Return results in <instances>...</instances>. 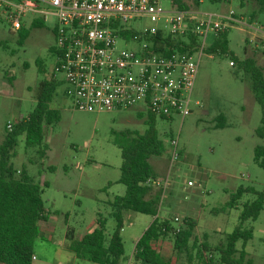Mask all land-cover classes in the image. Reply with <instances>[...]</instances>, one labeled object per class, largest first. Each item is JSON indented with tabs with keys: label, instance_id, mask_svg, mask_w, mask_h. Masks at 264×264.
<instances>
[{
	"label": "rangeland",
	"instance_id": "374dc122",
	"mask_svg": "<svg viewBox=\"0 0 264 264\" xmlns=\"http://www.w3.org/2000/svg\"><path fill=\"white\" fill-rule=\"evenodd\" d=\"M186 2L202 13L234 11L245 24L229 28V53L241 61L255 58L264 70V10L255 0L244 6L239 0H202L199 5L196 0ZM163 5L170 7L168 1ZM56 26V19L49 18L20 44L17 32L12 34L9 26L0 22V144L11 131L9 125L16 127L36 110L40 84L55 80L58 87L50 107L60 112V119L44 127L46 157L40 159L39 148L27 149L25 136H21L11 164L16 170L26 168L40 185L49 216L43 223L45 239L35 243L33 264H94L77 259L68 250V230L80 240L97 229L102 218L106 236H113L117 223L110 202L126 195V187L119 182L122 152L118 142L129 133L144 135L148 114L140 108L103 113L76 109L66 95L65 75L55 70ZM215 36L209 32L207 48ZM119 48L132 49L133 44L121 41ZM229 53H205L202 57L191 113L186 118L172 122L156 119L165 152L150 160L158 179L168 180L158 216L172 220L174 227L186 218L196 220L199 244L211 248L227 243L241 223L245 205L264 194V169L254 161L256 149L264 147V139L256 135L262 110L246 74L238 65L231 66ZM173 140H178L174 161ZM240 188L251 191L243 194L237 207L230 208ZM153 221L147 215L123 214L122 264H137L133 258L136 244ZM244 229L252 230V239L245 247L239 241L237 249H245L253 264H264V205L256 220L245 222ZM157 248L174 257L172 238L159 242ZM213 258L215 263L220 260L216 254ZM193 264L202 263L196 260Z\"/></svg>",
	"mask_w": 264,
	"mask_h": 264
},
{
	"label": "built area",
	"instance_id": "2783aa9c",
	"mask_svg": "<svg viewBox=\"0 0 264 264\" xmlns=\"http://www.w3.org/2000/svg\"><path fill=\"white\" fill-rule=\"evenodd\" d=\"M49 18L57 21L55 70L65 75L66 93L76 109L103 113L140 108L169 122L191 113L209 32L217 35L245 24L234 11L202 13L180 8L174 0H0V22L11 32ZM193 35L198 37L195 48ZM121 41L133 48H119ZM171 144L174 161L178 140ZM148 184L163 195L168 188V180Z\"/></svg>",
	"mask_w": 264,
	"mask_h": 264
},
{
	"label": "trees",
	"instance_id": "16d2710c",
	"mask_svg": "<svg viewBox=\"0 0 264 264\" xmlns=\"http://www.w3.org/2000/svg\"><path fill=\"white\" fill-rule=\"evenodd\" d=\"M248 1L239 0L241 6ZM255 1L264 10V0ZM174 2L180 8H191L186 0ZM200 3L201 0H196L197 5ZM42 27L44 22L41 19H34L29 26H23L17 32L19 43L25 42L32 29ZM228 31L229 29L219 31L206 53L228 54ZM197 42L198 37L193 35L194 48ZM53 51L56 54V50ZM230 56L233 66L238 65L246 74L255 101L261 107L262 120L256 135L264 139V70L255 58L248 57L241 61L233 54ZM57 87L55 80L42 82L37 95L39 104L36 110L28 118L21 119L11 131H7L0 144V264H33L35 243L38 239H45L46 230L42 224L48 222L49 216L44 207L43 190L34 182L26 168L16 170L11 160L16 155L15 149L21 136H25L27 149L39 148L40 159L46 157L44 127L60 119V112L50 107ZM140 116L142 117V114ZM156 119L148 114V129L144 135L129 133L118 142L122 152L119 182L126 187V195L116 197L110 202L117 223L113 236L108 239L105 233L106 222L99 218L98 228L85 234L80 240L75 239L74 233L68 230V250L77 259L94 264H122L124 244L120 233L123 230V214L132 212L154 218L136 244L133 258L137 264H193L196 260L202 264H253L245 249H237V243L243 241L245 247L252 239V230L244 229V224L248 219H257L264 205V194H259L254 202L245 205L240 225L228 236L227 243L215 248L206 243L199 244L195 234L198 225L196 220L186 218L181 225L174 227L172 220L158 216L163 191L148 184L149 181L158 179L151 158L160 157L165 152L164 142L156 128ZM219 127H223V124ZM254 161L258 167L264 169V147L256 149ZM248 191L251 190L240 188L229 207H237L243 194ZM168 238H172L174 242V257L162 253L157 248L159 242ZM215 254L220 259L217 263L213 258Z\"/></svg>",
	"mask_w": 264,
	"mask_h": 264
},
{
	"label": "crops",
	"instance_id": "0c3cea01",
	"mask_svg": "<svg viewBox=\"0 0 264 264\" xmlns=\"http://www.w3.org/2000/svg\"><path fill=\"white\" fill-rule=\"evenodd\" d=\"M159 178V177H158ZM46 224V223H45ZM42 226L44 227V225L42 224Z\"/></svg>",
	"mask_w": 264,
	"mask_h": 264
}]
</instances>
